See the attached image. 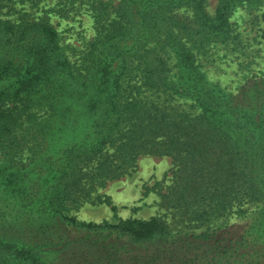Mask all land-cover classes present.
I'll return each instance as SVG.
<instances>
[{
	"label": "trees",
	"instance_id": "1",
	"mask_svg": "<svg viewBox=\"0 0 264 264\" xmlns=\"http://www.w3.org/2000/svg\"><path fill=\"white\" fill-rule=\"evenodd\" d=\"M65 1L91 18L81 48L41 0H0V264H264V71L226 92L196 63L234 39L236 7L264 0H217L212 15L206 0ZM142 155L171 160L142 195L211 226L69 215L110 204L98 189Z\"/></svg>",
	"mask_w": 264,
	"mask_h": 264
},
{
	"label": "rangeland",
	"instance_id": "2",
	"mask_svg": "<svg viewBox=\"0 0 264 264\" xmlns=\"http://www.w3.org/2000/svg\"><path fill=\"white\" fill-rule=\"evenodd\" d=\"M216 2L217 0H206L205 9L208 14H213ZM39 6L53 9L49 13V21L69 44L81 48L93 36L89 13L81 6L75 11L70 9L65 0H41ZM59 9L66 13L60 16ZM229 21L234 39L228 44L206 46L196 59L205 79L226 92L233 91L245 78L264 71V40L260 34L264 30V4L257 7H236L229 16ZM170 57V73L174 74L176 68L172 54ZM170 170L171 160L168 156H139L136 167L129 174L109 181L103 188L98 189V193L109 196L110 204L84 202L76 209H71L69 215L79 222L97 223L126 218L146 220L156 216L171 232L198 231L205 226H211L210 223L196 226L173 215L168 207L160 204L159 197L151 191L142 195L144 188L151 187L156 181L162 186L167 184ZM248 216H251L250 213L245 212L242 216L228 218L230 222L241 223L248 220Z\"/></svg>",
	"mask_w": 264,
	"mask_h": 264
}]
</instances>
